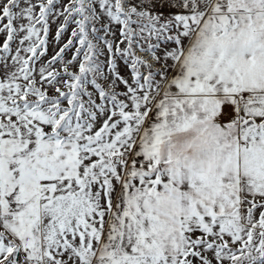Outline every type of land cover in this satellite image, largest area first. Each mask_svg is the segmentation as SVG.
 I'll use <instances>...</instances> for the list:
<instances>
[{
  "label": "snow or ice",
  "instance_id": "obj_1",
  "mask_svg": "<svg viewBox=\"0 0 264 264\" xmlns=\"http://www.w3.org/2000/svg\"><path fill=\"white\" fill-rule=\"evenodd\" d=\"M0 264H264V0H0Z\"/></svg>",
  "mask_w": 264,
  "mask_h": 264
}]
</instances>
